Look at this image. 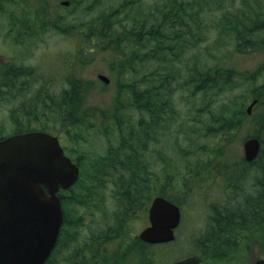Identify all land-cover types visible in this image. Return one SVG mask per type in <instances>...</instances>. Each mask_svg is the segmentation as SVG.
Returning a JSON list of instances; mask_svg holds the SVG:
<instances>
[{
  "label": "trees",
  "instance_id": "1",
  "mask_svg": "<svg viewBox=\"0 0 264 264\" xmlns=\"http://www.w3.org/2000/svg\"><path fill=\"white\" fill-rule=\"evenodd\" d=\"M227 1L163 0L157 10L143 17L131 16L128 8H125L124 12L131 21L129 28L122 26V20L118 19L120 10L112 15L101 14L95 19V24L90 21L84 25L89 30L88 34L81 37L76 55L73 52L77 60L73 59V55L72 58H65L63 60L65 67L56 72L55 77L51 76L48 79L35 68L24 67V96L20 105L26 121L17 125L18 128L12 133L32 130L54 133L53 130L57 126L56 115L59 114L63 116L64 122L68 123L66 140L75 145L80 155L76 160L81 169L79 181L71 189L60 193L66 216L57 246L46 264L54 258L62 244L65 245L66 240L73 236V232L68 229V222L77 216L71 208L85 201L89 203L91 197L94 199L96 196V188L106 186L107 177L102 173L104 170L111 169L110 172H113L110 178L113 179L117 189L116 197L121 204L123 215L120 214V217L128 221V230H132L129 222L131 215L138 209L148 208L154 198V196L148 197L149 191H154L153 186L144 185L141 183L143 180H139H146L153 174L149 173L145 152L153 140L156 129L165 123L171 124L176 121L178 112L175 110V105H178V102L173 100V95L176 88H179L180 93L182 56L189 48L203 40L201 35L210 29V26L218 30L225 26L224 30L235 31L241 43L239 50L244 52L248 49L253 52L259 51L264 47V16L249 18L245 13L241 17L224 11L218 18L220 20L215 22L218 19L214 11L225 10ZM6 2L9 7L5 10L4 6H0V11L7 16H0V23L4 25L9 21L10 28L14 31L22 25L26 47L36 46V42L50 31L48 29L50 26L62 30L60 25L62 17L47 7L49 0H6ZM10 7L14 10L11 11ZM74 39L79 43L77 38ZM89 49L97 51L108 49L113 52L112 72L119 73L118 91L121 95L117 101L118 109L114 107L111 111L105 109L86 111V115L88 112L92 115L86 117L81 107L84 96L89 93L91 87L88 86L89 82L81 78L76 63H86L85 58L91 51ZM262 69L264 66L259 67V70ZM236 75L237 72L232 68L221 70L217 67L203 73L196 62L189 65L185 83L191 87L192 93L206 92L201 95L203 108L200 111L209 113L208 120L204 122L206 132L200 133L199 136L214 138L213 145H210L212 150L208 144L203 152L217 153L221 157L227 155L228 146L235 141L234 138L243 125L247 113L236 100L223 104L221 108L211 109L220 94H229L238 85L240 78ZM56 78L63 81L59 92L55 90ZM38 81L44 84L34 95H29L33 83ZM147 83L148 87L140 88L139 85ZM255 96L258 100L256 106H259L262 103V94L258 93ZM238 107H242L241 111L236 109ZM126 108L137 111L139 118L137 120L121 118L120 114ZM17 115L18 107L12 111L13 120L17 121ZM256 118L254 120H257L258 125L253 136L261 141L260 155H263L261 156L263 159L264 111ZM32 124L41 126L36 129L30 126ZM0 131L4 133L2 129ZM93 131H98L104 137L107 134L112 143L115 136L118 138V143L111 144L103 157L90 156L84 148V144H87L86 137ZM63 142L68 154L74 157L72 150H69L65 141ZM81 144L83 146H80ZM244 161L241 158L239 160L220 158L218 162H221V168H215L231 179L237 174L240 175L239 187L242 191L239 198L233 201V205L216 210L212 215L209 228L199 238L206 254L220 252L219 250L224 248L230 239H233L232 245L235 240L242 244L243 241L236 234L254 233L256 231L254 225L258 222L261 213L264 214V193L263 196H257L258 184L250 186V182L258 178L257 175L262 174L264 180V165L252 167L250 171L242 174L243 169H246ZM208 166L213 167L212 164ZM166 176L168 180L172 177L174 180L179 178L180 166L177 165V161L167 159ZM174 180L172 181L176 184ZM244 186L247 189H244ZM69 194L71 197H67ZM142 196L144 198H141ZM160 196L177 203L174 195ZM136 245H141V249L149 247L147 244L131 241L129 251ZM122 263L124 262H120ZM77 264H80L79 260Z\"/></svg>",
  "mask_w": 264,
  "mask_h": 264
},
{
  "label": "rangeland",
  "instance_id": "2",
  "mask_svg": "<svg viewBox=\"0 0 264 264\" xmlns=\"http://www.w3.org/2000/svg\"><path fill=\"white\" fill-rule=\"evenodd\" d=\"M63 1L65 0H49L46 4L50 10L52 9L59 17H62V22L60 23L62 30L50 26L48 28L50 31L36 42V46L27 45L26 47L24 44V67H33L38 73L45 72L47 73L44 74L46 78L54 76L55 72L64 68L66 64L63 63V60L67 57L72 58V52L76 55L77 47L81 43V37L84 34H88L89 29L84 27L86 23L91 21L95 24V19L101 14L112 15L115 14V11L120 10L118 19L122 20V26L125 25L129 28L131 21L124 12L125 8H128L131 16L143 17L157 10L163 0H68L70 1L69 6L62 4ZM1 6H4L5 10H7L9 4L6 0H3ZM10 10L13 11L14 8L10 7ZM224 11L241 17L244 13L249 18L263 17L264 0H228L225 10L216 9L214 11L217 19ZM0 16L7 15L0 11ZM210 20L211 18L208 19V21ZM219 20H215V22L217 23ZM5 25L6 23L4 25L0 23L2 31H4ZM224 27L222 26L218 30L216 27L210 26V29L201 35L203 40L198 45L189 48L188 52L182 56L180 62V93L179 88H176L173 95V100L178 102V105H175V110L178 112L177 119L174 123H165L166 125L163 124L156 129L153 140L145 152V159L150 168L149 173L153 174L146 180L139 179L140 181L143 180L141 181L142 184L153 186L154 191H149L148 197L152 198L163 194L174 195V200L183 206L184 217L179 231H177L178 240L164 247L149 246L141 249V245H136L129 251L132 245L129 246L128 243H131V240L128 237H123L124 239L120 237L119 240L112 239L111 234L116 232L117 228L120 235L128 233L129 230L128 221L120 217V214H122L121 204L116 197L117 189L113 179L110 178V174L113 175V172H110L111 169H106L102 172L107 177L106 186L96 188V196L94 199L91 197L89 203L85 201L71 208L77 216V218H73L72 221L68 222V229L73 232V236L66 240L65 245L62 244L49 264H77L78 260L80 264H101V261H104V257L106 258L104 262L108 264L116 254L119 255L118 264L120 262H124L122 264H145L147 258L149 262L152 261L151 264H170V262L178 258L204 251L200 245L199 238L209 228L214 209L221 205L224 197H229L226 188H222V179L227 177V175L222 171H218L216 179L219 178L220 181L216 183L215 179L208 186H204L208 190L207 196L211 199V203L208 202L204 206L201 205L202 201L195 197L198 183L193 185V180H190V178L194 175L197 176L199 174V177H201L205 174L207 177L203 179H208L209 169L221 168V162H218L220 158L227 160L231 158L234 160L244 159L243 143L247 138L253 136L258 125L257 120L254 119H257L258 114L264 111V69L259 70L260 66H264V47L254 52L251 49H248L247 52L239 50L241 43L237 33L235 31H226ZM6 33L4 32L3 34L6 35ZM2 38L3 36L0 35V40ZM74 38H77L79 43H76ZM3 44L5 43L0 42V53L5 49ZM95 51L97 50L88 52L89 55L85 58L86 63H76L81 78L89 82L88 86L91 87L89 93L84 96L81 107L86 117L92 116L89 112L86 115V111L93 112L95 109L111 111L114 107L118 109L117 101L121 95L118 91L119 73L112 72L114 63L112 61L113 52L108 49ZM75 55H73V59L77 60ZM2 59L3 56L0 55V61ZM193 62L198 64L203 73L218 67L221 70L232 68L237 72L236 76L239 75L240 81L238 85L229 94H220L215 99L216 103L211 109L221 108L223 104L236 100L238 105H242L243 110L246 112L248 104L253 99H256L255 95L258 93L262 94V103L256 106L251 114L246 115L241 129L234 138L235 141L228 146V154L222 155L223 157L217 153L203 152L208 144L209 146L213 145L214 138L206 135L199 136L200 133L204 134L206 132L204 122L208 120L209 113L200 111L203 108L201 95L206 92L192 93L191 87L185 83L189 65H192ZM100 74L110 78V83L106 84L100 80L98 78ZM55 82V90L61 91L63 81L60 78H56ZM43 84L44 82L40 81L33 83L29 95H34ZM139 86L141 89H145L148 87V83ZM15 107L16 104L11 101L9 103L4 102L2 105L0 109V129L4 133H0V135L10 134L14 129L18 128L17 125H21L26 121L23 116L22 121L16 122L15 120L12 122V111ZM242 107L236 109L241 111ZM120 116L121 118H132L133 120L139 118L138 112L129 108L123 110ZM62 118V115H56L57 126L53 132L60 137L62 136V141H65L69 150H72V155L77 160L80 155L75 145L66 140L68 123L64 122ZM30 126L39 129L41 125L32 124ZM86 143L84 148L87 150L88 155L103 157L111 144L118 143V138L115 136L114 143H112L107 134L104 137L98 131H93L86 137ZM80 146L83 145L81 144ZM208 155L213 156L209 157ZM167 159L177 161V165L180 166V176L177 180H174V177L168 180L166 176ZM217 159L219 160L215 162ZM210 164L213 167L208 166ZM199 171L204 172L199 173ZM172 180L177 183H173ZM200 184L201 186L204 185ZM201 186L200 189L203 188ZM68 196L71 197L70 194ZM141 198H144V196ZM215 198H218V201H215ZM223 208L225 207L221 206V209ZM147 213L148 208H143L136 210V213L131 215V220L129 218V222L132 225L131 233L138 235L147 225ZM254 226L256 228L254 233L249 235L246 233L248 235L247 238L250 237L246 241L247 244L244 243L242 246L241 242L235 240L232 245L233 239H230L226 246L220 249V251L223 250L222 252L236 256L231 264L249 263L260 257V255H264V225L256 223ZM236 236L241 238V240L246 238L245 233H238ZM125 244H127L126 249H124ZM101 252H103L102 255ZM102 256L103 259L101 260ZM203 257V264H219L206 258L205 255Z\"/></svg>",
  "mask_w": 264,
  "mask_h": 264
},
{
  "label": "water",
  "instance_id": "3",
  "mask_svg": "<svg viewBox=\"0 0 264 264\" xmlns=\"http://www.w3.org/2000/svg\"><path fill=\"white\" fill-rule=\"evenodd\" d=\"M63 4H68L67 2ZM109 83V78L99 75ZM257 103L248 107L251 114ZM245 159H256L258 138L244 142ZM79 167L66 157L57 137L43 132L19 134L0 141V264H45L55 249L64 211L57 193L74 185ZM180 208L157 197L149 210L150 226L139 238L147 243L175 239ZM196 257L174 264H199ZM256 264H264V260Z\"/></svg>",
  "mask_w": 264,
  "mask_h": 264
},
{
  "label": "flooded vegetation",
  "instance_id": "4",
  "mask_svg": "<svg viewBox=\"0 0 264 264\" xmlns=\"http://www.w3.org/2000/svg\"><path fill=\"white\" fill-rule=\"evenodd\" d=\"M2 1L3 0H0V6H1ZM5 26L6 27H5L4 31H2L3 29H1V27H0V35L3 36V38L0 40V42L5 43V44H3L5 49L2 53H0V55L3 56V59L0 61V109H1L2 105L4 104V102L9 103L11 101V102L15 103L16 107H18V115H17V121L16 122H20L23 119V112H22L23 110L21 108L22 105H20V104L23 102V96H24L23 95L24 94V89H23L24 64H23V60H24V55H25L24 54V47H25L24 46V32H23L22 25H20V27L18 26L16 31H14L13 29L10 28L9 21H6ZM4 32H7L6 35L3 34ZM11 120H12V122L15 121V119L13 120L12 117H11ZM204 155H207V154H204ZM208 156L212 157L213 155H208ZM261 156H263V155L259 154L257 159H255L252 162L244 161V165L246 166V169H243L242 174L244 172L250 171L252 167H256L258 165L263 166V159ZM218 171H220V170L209 169V178L208 179H203V178L207 177V175H205V174H203L201 177H199V174H198L197 176L194 175L190 178V180H193V182H192L193 185L198 183L197 184L198 190H197L195 197L202 201L201 202L202 206L206 205L208 202L211 203L210 197L207 196L208 190L204 186L205 185L208 186V184L210 182H212L216 179ZM202 172H204V171H202ZM202 172L199 171V173H202ZM237 175H236V177L233 176L234 177L233 179L228 178V177H224L222 179V188H226L227 194L230 198L224 197V201H226L228 203H225L223 201L217 209H214V212L216 210H218V211L221 210V206L225 207V208H229L232 205L233 201L235 199L239 198V196L241 195L242 189L239 187V183H241V176L240 175L237 176ZM257 177L259 179L256 178V180H253L252 182H250V186L253 187L254 185L258 184V186L260 188L258 187V190H257L258 192L256 195L257 196H263L264 180H263L262 174L257 175ZM219 181H220V179L218 178V179H216L215 182L217 183ZM200 183H202L204 185L201 186ZM200 186L203 188L200 189ZM244 189H247V187L244 186ZM199 200H198V202H199ZM215 201H218V198H215ZM180 209L182 212V219H183L184 211H183L182 205H180ZM214 212H213V214H214ZM147 219H148V213H147ZM257 223L260 225H264V214L263 213H261V216L258 219ZM148 225H149V220H148V223L145 227H148ZM119 233L120 232L118 231V228H117V231L114 232L113 234H111L112 239L115 238L116 240H119L120 237H128L129 240H131V241H137L141 244H147V243L143 242L142 240H140L138 235L131 233L130 230L128 231V233H125L123 235H120ZM247 234L249 235L252 233H247ZM247 234H245L246 238L248 236ZM246 238L244 240H242L243 241L242 246L244 245V243H246V241H248L250 239V237L247 239ZM148 245H150V244H148ZM126 247H127V244L124 245V249ZM102 251H104V250H102ZM222 251L216 252V253L214 252L210 255L206 254L205 251H201L199 253H192L190 255L181 257L177 260H182V259H185L188 257H198V259L200 260V264H203L204 263L203 255H205L206 258H208L210 260H214L215 262H217L219 264H231V262H233L235 260L236 256L235 255H229L227 252H222ZM102 253L103 252H101V255H102ZM102 259H103V256H102L101 260ZM262 259H264V255H260V257H258L257 259H255L253 261H250L249 263H242V264H255L258 260H262ZM105 260H106V258L104 257V261ZM104 261H101V264H107ZM118 262H119V255L116 254L112 258L111 262L108 264H118ZM151 263H152V261L149 262L148 258H147L145 264H151ZM236 264H238V263H236Z\"/></svg>",
  "mask_w": 264,
  "mask_h": 264
}]
</instances>
